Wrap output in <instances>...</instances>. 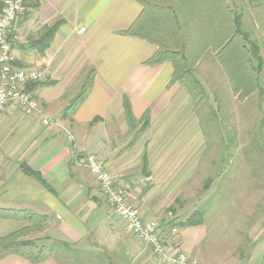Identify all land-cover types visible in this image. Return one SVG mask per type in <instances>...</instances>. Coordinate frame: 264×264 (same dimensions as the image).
Here are the masks:
<instances>
[{"label": "crops", "instance_id": "1", "mask_svg": "<svg viewBox=\"0 0 264 264\" xmlns=\"http://www.w3.org/2000/svg\"><path fill=\"white\" fill-rule=\"evenodd\" d=\"M37 1V9L18 15L11 56L19 68L47 67L49 76L32 91L27 89L38 101L36 113L26 115L16 105L0 112V209L46 219L40 231L19 240L65 247L40 263L10 254L0 264H161L112 214L82 159L98 156L114 178L126 177L139 159L151 160L148 144L165 138L167 128L186 124L180 115L189 104L185 86L172 82L170 62L147 65L158 48L127 33L143 14L135 0ZM58 21L62 23L53 39L39 52L35 41L44 27ZM90 71L84 98L72 114L66 113L87 85ZM124 99L134 130L124 113ZM147 113L148 127L140 132ZM43 119L51 124L44 125ZM138 207L145 222L154 220L153 209L140 202ZM255 207L261 206L250 203L249 208ZM251 213L253 227L245 243L221 227L200 222L179 228L177 247L199 264H262L264 218ZM25 226L0 220V239Z\"/></svg>", "mask_w": 264, "mask_h": 264}, {"label": "rangeland", "instance_id": "2", "mask_svg": "<svg viewBox=\"0 0 264 264\" xmlns=\"http://www.w3.org/2000/svg\"><path fill=\"white\" fill-rule=\"evenodd\" d=\"M228 2L242 15V29L258 46L264 69V34L247 0ZM223 66L215 52H203L193 69L202 90L193 87L189 92L188 81L181 84L189 103L180 114L186 124L167 128L165 138L148 144L152 158L145 171L140 170L139 159L126 177H111L115 185L126 187L132 206L139 210L140 202L150 212L153 209L151 218L165 229L179 231V223L198 213L194 220L221 227L242 244L253 227L251 212L264 218V75L259 81L261 92L246 96L244 90L232 89ZM82 160L84 164L85 157ZM253 202L261 207L249 208Z\"/></svg>", "mask_w": 264, "mask_h": 264}, {"label": "trees", "instance_id": "3", "mask_svg": "<svg viewBox=\"0 0 264 264\" xmlns=\"http://www.w3.org/2000/svg\"><path fill=\"white\" fill-rule=\"evenodd\" d=\"M143 14L139 22L127 32L141 38L158 49L146 62L147 65H159L170 62L173 68L172 82L188 81L185 85L189 92L193 87L202 90L193 76V69L203 52L212 50L228 74L232 89L245 91L246 96L259 87V75L262 70V58L259 48L249 40V35L242 29V15L228 4L227 0H135ZM25 14L39 7L37 0H20ZM248 6L258 28L264 34V0H247ZM2 3H0L1 9ZM146 22H149L146 24ZM62 21L44 27L35 41L34 47L43 52L53 39ZM140 23V25H138ZM144 24V26H143ZM93 72L87 77L84 85L66 109L72 114L84 98L92 81ZM35 84L28 90L32 91ZM124 113L130 129H135V120L129 102L123 101ZM149 124L148 113L139 131H144ZM143 170L147 168V159H143ZM27 173L29 171L27 170ZM199 216V214H195ZM190 216L178 224L179 228L200 224ZM0 220L24 223L26 226L0 239V258L17 254L32 263L43 262L61 249L60 242L38 244L35 241L19 240L21 236L32 231H40L46 219L42 216L23 210L0 209ZM264 264V257L263 263Z\"/></svg>", "mask_w": 264, "mask_h": 264}, {"label": "built area", "instance_id": "4", "mask_svg": "<svg viewBox=\"0 0 264 264\" xmlns=\"http://www.w3.org/2000/svg\"><path fill=\"white\" fill-rule=\"evenodd\" d=\"M23 11L20 0H3L0 9V112L8 105H16L26 115L39 110V104L27 86L43 82L49 69H24L17 67L11 56L10 42L18 15ZM44 125L51 124L43 119ZM85 167L99 187L108 208L123 223L125 230L143 242L161 264H199L196 259L181 251L176 244L178 230L165 229L160 221L145 222L139 210L130 204L126 187L115 185L114 179L98 156L87 154Z\"/></svg>", "mask_w": 264, "mask_h": 264}]
</instances>
